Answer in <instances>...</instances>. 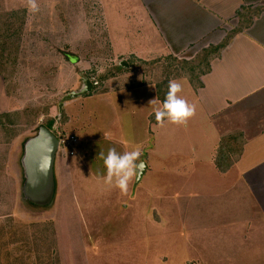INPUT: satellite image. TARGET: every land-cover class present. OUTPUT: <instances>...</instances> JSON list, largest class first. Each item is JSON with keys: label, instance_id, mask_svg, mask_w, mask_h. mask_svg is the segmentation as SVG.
<instances>
[{"label": "rangeland", "instance_id": "1", "mask_svg": "<svg viewBox=\"0 0 264 264\" xmlns=\"http://www.w3.org/2000/svg\"><path fill=\"white\" fill-rule=\"evenodd\" d=\"M1 3L0 70L8 65L12 78L0 79V264H264L259 93L239 103L220 90L213 107L223 108L215 109L203 80L209 73L197 89L185 74L170 76L171 57L191 59L200 46L165 52L145 2L37 0L36 13L26 0ZM86 79L92 90L68 98ZM170 80L181 83L178 96L196 114L183 125L152 124ZM49 116L79 141L73 155L57 152L53 188L34 200L24 190L25 144ZM237 126L249 142L222 174L216 147ZM137 146V163L147 164L140 181L134 177L126 193L106 184L99 153Z\"/></svg>", "mask_w": 264, "mask_h": 264}, {"label": "crops", "instance_id": "2", "mask_svg": "<svg viewBox=\"0 0 264 264\" xmlns=\"http://www.w3.org/2000/svg\"><path fill=\"white\" fill-rule=\"evenodd\" d=\"M138 1L142 4L145 2L144 7L141 8L150 17V20L155 22L153 29L162 37L163 47H167L164 48L165 52L174 55L182 54L184 50L200 46L194 51L197 54L200 49L217 45L226 36V28L232 29L231 26L237 24V22H234L235 19L237 20V12L243 6H261L264 4V0ZM153 3L156 4L152 5ZM243 51L251 54L248 55L251 58L250 61H247L245 57L241 59L240 55ZM147 55L151 56L150 54ZM73 60L75 59L71 58V61ZM242 60L249 63L245 72L239 70L240 65H246ZM248 69L250 72H246ZM242 74L243 76H239ZM214 76H218V78L214 79ZM205 78L206 80H203L211 94L208 93V98L212 108H223L219 105L213 107V105L218 104L217 95H219L220 90H227L228 96L232 97L231 100L234 101L237 97L239 103L243 100V97L252 99L254 93H259L257 97L255 95V100L262 107L264 106V100H262L264 99V13L254 19V23L250 28L238 34L231 41L222 51L221 57L213 61L211 72ZM210 78L216 80V82L210 81L208 85V79ZM0 79H4L1 74ZM231 100H229V104H231ZM237 128L241 129L238 126ZM244 136L246 143H248L247 138L250 137V134L247 133ZM57 160L55 168L57 167Z\"/></svg>", "mask_w": 264, "mask_h": 264}, {"label": "trees", "instance_id": "3", "mask_svg": "<svg viewBox=\"0 0 264 264\" xmlns=\"http://www.w3.org/2000/svg\"><path fill=\"white\" fill-rule=\"evenodd\" d=\"M1 5L2 3L0 4V6ZM263 12L264 5L254 7L243 6L237 12L238 20L236 26L226 34V36L220 43L202 49L194 57L188 60L171 57L172 64L171 67L168 68L170 76H174L175 78H177L182 76L181 74H185L195 89H197L199 86H202L200 78L202 77V75L210 73L212 60L220 57L222 51L231 43L234 37L244 32V30L250 28L254 23V19L256 17H259ZM2 17H6L7 19V15L0 14V19ZM0 74L6 81L12 78L11 72L8 69V65L5 66V69L0 70ZM1 117L3 118L5 123H10V120H8V114H2ZM54 122L55 120L49 116L45 120L43 125L53 131L54 134H57V130H62V128H56ZM150 123H157L155 114L150 115ZM75 136L77 137V135ZM245 144L246 139L244 133L239 129L228 131L225 134L221 135L214 156L215 167L220 173H228L241 160L245 151Z\"/></svg>", "mask_w": 264, "mask_h": 264}, {"label": "clouds", "instance_id": "4", "mask_svg": "<svg viewBox=\"0 0 264 264\" xmlns=\"http://www.w3.org/2000/svg\"><path fill=\"white\" fill-rule=\"evenodd\" d=\"M26 7L30 13L39 11L37 0H26ZM103 67H98V72H103ZM182 91V85L176 80L168 82V92L162 103L154 109L156 121L161 126L165 121L172 124L183 125L196 114V105L190 104L186 99L178 96ZM156 104V99L150 101ZM142 154V149L137 146L131 151L118 153L115 148H110L107 155L101 151L99 157L104 161L107 169L105 183L119 188L122 192H127L129 183L134 177H138L142 171L143 163H137Z\"/></svg>", "mask_w": 264, "mask_h": 264}, {"label": "water", "instance_id": "5", "mask_svg": "<svg viewBox=\"0 0 264 264\" xmlns=\"http://www.w3.org/2000/svg\"><path fill=\"white\" fill-rule=\"evenodd\" d=\"M93 88L89 80H85V85L80 91H72L68 98L84 95ZM60 105V108H62ZM59 149V139L56 134L44 125L40 127L37 135L29 139L25 144V156L23 165L27 179L24 190L29 197L40 200L53 188L54 165ZM143 163L142 171L138 175L139 182L147 164Z\"/></svg>", "mask_w": 264, "mask_h": 264}, {"label": "built area", "instance_id": "6", "mask_svg": "<svg viewBox=\"0 0 264 264\" xmlns=\"http://www.w3.org/2000/svg\"><path fill=\"white\" fill-rule=\"evenodd\" d=\"M57 137L59 139V149L58 152H67L69 154H74V151L70 148L74 147L78 143V138L74 134L65 133L62 130H57Z\"/></svg>", "mask_w": 264, "mask_h": 264}]
</instances>
